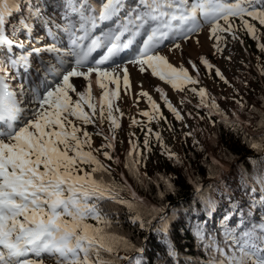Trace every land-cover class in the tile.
<instances>
[{"label": "snow or ice", "instance_id": "obj_1", "mask_svg": "<svg viewBox=\"0 0 264 264\" xmlns=\"http://www.w3.org/2000/svg\"><path fill=\"white\" fill-rule=\"evenodd\" d=\"M25 6L22 0H0V264H45V258L52 259L54 264H147L145 247H138L119 230L122 214L132 225L156 233L166 249V257L172 264H180V253L170 237V226L180 210L171 204H150L128 183L131 177L141 187H147V181L159 189L162 181L163 190L157 192L161 200L168 194H176L174 177L157 174L154 180L141 171L147 167L152 136L159 143L162 155L174 163H182L179 155L164 143L160 132L149 126L153 121L163 120L171 131V124L160 104L142 88L136 100L142 97L148 102L149 108L139 113L146 120L133 117L131 123L147 131L142 145L129 140L123 162L128 176L121 172L117 180L112 165L121 163L114 153L116 130L121 127L120 117L124 114L114 101L120 98L121 82L126 93L131 89L127 67L131 63L141 73L150 72L177 92H191L198 98L194 107L205 111L203 117L197 111L196 117L207 118L213 127L223 124L226 129L240 133L245 126H251L250 120L242 121L235 111L233 118H229L217 98L200 86L196 62L187 61L196 73L193 75L183 63L179 66L171 63L160 49L174 41L169 51L182 52L180 41H187L207 24L209 39L215 41L212 47L218 52L222 51L224 33L241 44L239 33H246L264 52L259 29L253 23L264 26V0H132L131 3L130 0H64L59 16L43 15L42 8L36 4L24 15ZM14 17L19 28L13 27L12 32L17 38L7 32ZM105 24L111 26L104 28ZM36 27H43L44 36L52 42L43 44L39 36L30 39ZM21 32L24 39L18 38ZM65 37L67 46L63 44ZM35 43L41 46L36 47ZM29 44L33 46L28 48ZM129 51L134 53L133 58L121 66L118 61H123ZM44 54L51 59H44ZM30 57H35L40 65L39 82L28 80ZM199 60L206 69L214 68L206 57L200 56ZM257 67L264 75V66ZM13 70H22L28 83L22 81L13 87L12 81L16 79ZM214 70L220 80L228 83L219 68ZM75 78H82L83 84L77 85ZM155 91L174 118L188 127L185 116L193 114H182L183 110L170 101L163 88L157 86ZM186 101L191 103L186 95L181 96L180 103ZM236 104L241 109L244 106L239 100ZM255 110L253 106L252 111ZM213 116L220 119L214 120ZM105 120L109 124L108 134L102 128ZM90 125L96 131L89 132ZM257 128H264V112ZM196 131L199 129L183 135L193 137V144L198 145ZM94 135L103 137L99 147L93 146ZM244 136L251 149L264 151V133L258 140L251 139L247 132ZM214 137L215 134L209 139ZM225 159L234 157L228 154ZM245 159L254 172L249 176L246 170L241 171L240 183L245 188L250 180L258 184L259 204L264 207V170L258 168L259 162L254 158ZM212 166L208 171L216 183L205 187L198 179H190L193 197L184 209L185 215L189 211L196 215L190 224L191 232L204 245L209 258L198 262L189 257L185 264H264V216L259 224L239 235L225 227L224 238L231 241L227 252L210 234L219 198L227 196L230 205L222 224L237 213L241 218L244 215L243 207L231 198L222 178L228 171L226 165L212 157ZM251 191L255 192L256 188L252 187ZM255 206L253 200L249 215ZM167 208L172 209L170 215ZM157 264H167V260H158Z\"/></svg>", "mask_w": 264, "mask_h": 264}, {"label": "rangeland", "instance_id": "obj_2", "mask_svg": "<svg viewBox=\"0 0 264 264\" xmlns=\"http://www.w3.org/2000/svg\"><path fill=\"white\" fill-rule=\"evenodd\" d=\"M25 1L28 2L29 8H31L33 4H36L35 0ZM44 15L47 16V13H44ZM220 23L223 24V21H220ZM235 23L239 24V20H236ZM253 23H256V26L259 29V42L264 43V26H260L255 21H253ZM16 28H19V25H17ZM209 28L210 25L206 24L201 28L198 34H193V36L187 41L181 40L180 43L182 45V52L181 50H174L172 52L169 51V48L172 47L174 41L167 42L165 46L160 49V52L161 54L166 55L169 58V61L175 66H179L181 63H183L185 67H189L187 64L189 59L196 62L199 66L200 86L206 87L209 93L217 98V103L219 104L220 108L225 112L230 113L234 107V103L241 98V93L249 91L253 85L257 87H264V75H261L260 69L257 67L258 65L262 66L264 52H261L258 49L257 41L253 40L246 33H239L241 39L243 40V44L237 40H233L229 34L224 33L223 35L225 39L221 43L222 51L218 52L212 47L215 41L209 39ZM7 30V32H9L10 27ZM8 34L10 37L17 38L13 33ZM36 36L43 38V44H49L52 42L50 39L44 36L43 27H36L34 29V34L32 37H30V39L35 40ZM18 38L24 39V33L20 34ZM63 44L64 46H67V37L64 38ZM32 46L33 44H29L28 48H31ZM35 46L40 47L41 44L35 43ZM129 53L130 54L127 55L128 57L125 56L123 61H118L121 66H123L126 61L133 58L134 53L131 51H129ZM200 56L206 57L214 66V68L209 70L200 64ZM44 59H49V56L44 54ZM33 62L31 70L34 71V76L29 78V80L33 82H39L41 77L37 76V69L40 65L35 64V60ZM113 66L114 65H109V67ZM127 67L130 74L131 89L126 93L123 83L121 82V87L119 89L120 98L114 101V104L117 105L124 114L120 117L121 127L116 130L114 153L116 156L120 158L123 153L129 149L130 139L134 140L140 145L143 144L144 133L147 131V128L142 130L139 125H133L131 123V118L133 117H135L137 120H146V118L141 116L139 113L140 111L147 110L149 108L148 102L142 97L139 99V101L136 100V94L139 93L142 88L143 90L148 91L153 99L158 104H160L164 116L167 117L168 122L171 124V131L169 130V124L165 123L163 120H161L159 123L153 121L149 126L154 130V132H160L164 143L173 152L177 153L181 158L183 156V148L190 151L193 147L203 146L206 148V150L210 151L212 157H215L216 153L218 154L217 151H219V149H215L213 141L211 142V139H209V137L213 135V126L209 124L207 118L199 119L196 117L197 111H199V115L201 117L205 116L204 110H198L194 107V105L198 103V98L196 96L187 90L183 93L173 90L170 85L159 80L157 77H153L150 72L141 73L139 68L131 63H128ZM215 68L220 69L228 83L220 80L215 75ZM189 71L193 75L196 74L190 67ZM20 72L23 73L22 70H13V73L16 74V79L12 81L13 87L22 81L25 84L28 83V80H24L23 76L20 75ZM50 79L51 77H49V80ZM75 83L77 85L83 84L82 78H75ZM157 86L163 88L170 101L175 106L183 110L182 114L188 112L193 114L191 117L185 116L184 123H186L188 127H184V125L180 121H177L174 116L164 107L163 101L160 100L159 93L155 91ZM110 87H115V85H110ZM99 91L100 90L97 89L95 92L97 96L99 95ZM185 95L189 100H191V103H188L187 101L183 104L180 103L181 96ZM114 114L119 116V113ZM102 128L105 134H108L109 124L107 120H105ZM193 129H199V131H196L195 133V139L199 141L198 145L193 144V137H186L183 135L185 132L192 131ZM88 131L94 132L96 129L94 126L90 125L88 126ZM131 134L135 135L133 136ZM92 139L94 147H99L103 142V137L101 136L94 135ZM150 144L152 146V151L148 154L147 167L142 168L141 171H146L147 173H150L151 176H155L157 174L162 175L160 170L162 169L163 171L165 168L163 163L166 161L167 157L161 154V148L159 143L156 141L155 136L151 137ZM101 159H103V157H101ZM167 160L170 161L168 158ZM174 165L176 166V164ZM171 166L172 165H168V167ZM112 168L118 174L123 172L125 176H128L126 174V169L123 168V165L121 167V164H113ZM226 174L227 172L223 175V179H225ZM45 264H54V261H49L47 258H45Z\"/></svg>", "mask_w": 264, "mask_h": 264}, {"label": "trees", "instance_id": "obj_3", "mask_svg": "<svg viewBox=\"0 0 264 264\" xmlns=\"http://www.w3.org/2000/svg\"><path fill=\"white\" fill-rule=\"evenodd\" d=\"M35 1L36 5L42 8L43 15L44 13H47V16H59V14L63 11L64 0ZM131 2L132 0H130V3ZM22 3L26 5L22 9L24 15H27V13L33 10V7H28V2L25 0H22ZM112 23H114V21ZM17 25L19 24L14 17L8 25L7 29L10 27L8 33H13L12 29ZM110 26L111 24L103 25L104 28ZM20 34H22V32L19 33V35ZM30 59L31 61L35 60V64H38L36 63L35 57H30ZM49 59H51V57H49ZM262 66H264V60L262 62ZM20 75L24 77V73L20 72ZM32 76H34V71L30 70V77H28V80ZM240 96L241 98L239 101H241L244 105L243 108L241 109L235 102L230 113L224 112L229 118H233V111H235L242 121L250 120L251 126H245L243 131L240 133H234L226 129L223 124H218L213 127V134H215V137L214 139H211V142L213 141L214 148L219 149V151H217L218 154L216 153L215 157L225 164L228 169L224 181L228 186L231 198L234 201H238L244 209V215L242 218L240 214L237 213L234 218L230 219L226 224H222L221 220L223 216L230 211V205L227 196L222 198L218 197V208L215 213V218L211 221L212 227L209 231L210 234L215 237L219 246L224 248L226 252L229 251L231 241H226L224 238L223 232L225 227L234 229L236 234L239 235V233L245 229L251 228L253 224H259L261 222V216H264V207L259 204L261 196L260 186L258 184H254L250 180L249 185L245 188L241 185L239 180V173L241 171L246 170L249 176H251L254 172L253 166L245 159L246 157H252L257 160L259 162L258 168L264 170V160L261 159V157H264V151H255L251 149L245 143L244 136V132H247L251 139L258 140L259 135L264 133V128H257V124L261 119V113L264 112V87H257L253 85L249 91L241 93ZM253 106H255V111H252ZM212 119L219 120L220 117L213 116ZM127 151H125V153H123L120 157L122 162L120 163L121 167L125 160ZM228 154H231L234 159H225V156ZM182 155L181 160L183 163L177 165V163H174L171 160L168 161L166 158V161L163 163L165 168L163 171L162 169L160 170V173L162 172V176L174 177L173 183L176 186L175 195L168 194L164 200H161L157 196L158 190H163L162 181L160 182L159 189L156 184H148L147 181H145L147 187H141L131 177H128V183L132 185L139 196L146 199L150 204L156 206H160L161 204H171L174 208L180 210L178 212L177 219L173 221L170 226V237L180 253V264H185L186 259L189 257L193 261L198 262L206 261L209 258V253H206L204 245L198 242L193 237L191 232L190 224L195 221L197 218L196 215H194L191 211H189L187 215L184 213V209L188 208L193 197V185L190 183V179H198L205 187L209 183H216V181L209 175L208 171L210 167H213L212 154L209 150H206L203 146L193 147L190 151L183 148ZM174 164H176V166ZM168 165L172 166L168 167ZM126 174L128 175L127 170ZM147 174L154 180L157 178V175L151 176L150 173ZM113 176L117 180L120 179V176L116 171H113ZM252 187L256 188L255 192L251 191ZM253 200L256 201V206L252 209L251 215H249L248 209ZM196 207H199V204H197ZM171 211V208L166 209V212H168L169 215L171 214ZM241 219H243V223H241ZM120 220L121 225L119 230L123 234H126L138 247H145L146 251L144 255L147 264H157L158 260H167V264H172V261L166 257V249L161 243H159L156 233L141 230L138 224L132 225L123 214L120 216ZM153 226H155V222H153ZM145 237L148 238L146 243H144ZM210 251L211 250H209V252ZM157 253L160 255L157 256ZM121 254L123 255L124 253ZM47 259L49 261H53L52 259Z\"/></svg>", "mask_w": 264, "mask_h": 264}]
</instances>
